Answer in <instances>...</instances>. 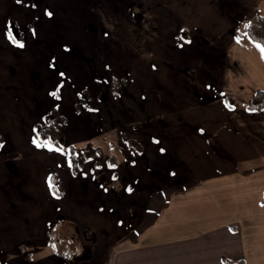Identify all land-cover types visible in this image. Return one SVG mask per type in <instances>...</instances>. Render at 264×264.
I'll return each mask as SVG.
<instances>
[{"label": "rangeland", "instance_id": "374dc122", "mask_svg": "<svg viewBox=\"0 0 264 264\" xmlns=\"http://www.w3.org/2000/svg\"><path fill=\"white\" fill-rule=\"evenodd\" d=\"M258 12L264 0H0V264H104L154 194L191 181L193 109L229 108L193 68H228L221 45ZM53 119L85 147L75 167L37 142Z\"/></svg>", "mask_w": 264, "mask_h": 264}, {"label": "crops", "instance_id": "0c3cea01", "mask_svg": "<svg viewBox=\"0 0 264 264\" xmlns=\"http://www.w3.org/2000/svg\"><path fill=\"white\" fill-rule=\"evenodd\" d=\"M226 41L228 68L214 57L193 68L229 106L193 109V179L154 194L148 221L104 264H264V108L244 107L264 90V57L247 36ZM226 154L243 165L231 167Z\"/></svg>", "mask_w": 264, "mask_h": 264}, {"label": "trees", "instance_id": "16d2710c", "mask_svg": "<svg viewBox=\"0 0 264 264\" xmlns=\"http://www.w3.org/2000/svg\"><path fill=\"white\" fill-rule=\"evenodd\" d=\"M238 37L247 36L254 44H264V16L262 14L255 13L246 22L242 30H237ZM264 57V55H263ZM228 97H225V102H228ZM244 107L248 110H256L264 108V90H258L253 93L250 99L245 103ZM45 125L38 130L35 129L36 138L38 143L48 142L56 148H65L69 157V162L72 167L76 166L75 157L78 151L85 148H76L73 144L69 143L64 131V123L59 122L57 119H53L44 123ZM66 143H69L67 145ZM89 144V143H88ZM89 146V145H88ZM90 146L88 147V150ZM92 149V148H91ZM91 154L99 155L101 153L99 148L92 149ZM110 166H114V158L108 157ZM225 264H244L242 261L224 260Z\"/></svg>", "mask_w": 264, "mask_h": 264}, {"label": "snow or ice", "instance_id": "6c2138e0", "mask_svg": "<svg viewBox=\"0 0 264 264\" xmlns=\"http://www.w3.org/2000/svg\"><path fill=\"white\" fill-rule=\"evenodd\" d=\"M257 47L260 49L261 54L264 55V44H257Z\"/></svg>", "mask_w": 264, "mask_h": 264}]
</instances>
